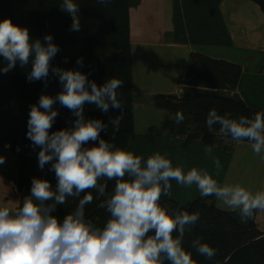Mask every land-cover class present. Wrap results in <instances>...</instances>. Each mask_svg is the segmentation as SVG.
Wrapping results in <instances>:
<instances>
[{"label": "trees", "instance_id": "16d2710c", "mask_svg": "<svg viewBox=\"0 0 264 264\" xmlns=\"http://www.w3.org/2000/svg\"><path fill=\"white\" fill-rule=\"evenodd\" d=\"M251 1L264 13V0ZM240 73L191 53L188 87L152 97L167 116L145 137L184 135V147L198 140L224 150L263 142L264 112L224 93ZM132 79L128 0H0V146L14 157L18 192L58 195L29 224L42 247L72 256L70 231L111 249L108 264H264L255 208L221 209L207 189L181 204L170 195L174 174L152 157L132 174L123 169L136 136ZM19 239L17 223H0V260L13 258ZM14 260L66 264L32 252Z\"/></svg>", "mask_w": 264, "mask_h": 264}, {"label": "crops", "instance_id": "0c3cea01", "mask_svg": "<svg viewBox=\"0 0 264 264\" xmlns=\"http://www.w3.org/2000/svg\"><path fill=\"white\" fill-rule=\"evenodd\" d=\"M132 44V94L135 135L121 155L123 169L132 174L137 161L152 157L160 168L174 174L171 197L183 204L202 189L217 194L216 206L225 210L255 208V222L264 230V141H237L230 150L198 140L184 147V135L149 139L150 126L167 116L154 106L155 94H178L188 87L187 65L191 53L224 59L241 67L235 89L250 107L264 112V13L251 0H128ZM1 224L17 223L20 239L16 253L32 252L39 258L75 264L76 252L86 241L74 242L78 250L65 256L45 250L31 222L53 209L58 195L18 192L14 157L0 146ZM259 185V187H257ZM73 243V242H72ZM92 247V246H90ZM81 248V249H80ZM0 260V264H12Z\"/></svg>", "mask_w": 264, "mask_h": 264}, {"label": "rangeland", "instance_id": "374dc122", "mask_svg": "<svg viewBox=\"0 0 264 264\" xmlns=\"http://www.w3.org/2000/svg\"><path fill=\"white\" fill-rule=\"evenodd\" d=\"M80 49H81V44H78L74 47L70 45L67 48V52L71 54H77L80 51ZM257 187H259V185H257ZM66 237L73 243L77 242L79 238L78 235L70 231L66 232ZM81 246L82 249L80 248L81 249L80 252H76L74 255L75 257L72 258L73 260H75L76 262L75 264H108L112 259L113 251L111 249L100 248L96 246L90 247L91 245H88L86 242L81 244ZM15 257H16V252L14 254V259ZM3 260L4 259H2V261ZM15 261L16 260H13L12 264H14Z\"/></svg>", "mask_w": 264, "mask_h": 264}]
</instances>
